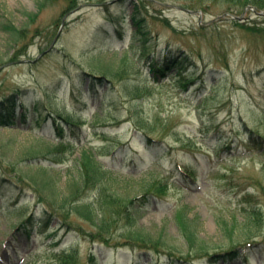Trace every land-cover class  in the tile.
Wrapping results in <instances>:
<instances>
[{"label":"rangeland","instance_id":"374dc122","mask_svg":"<svg viewBox=\"0 0 264 264\" xmlns=\"http://www.w3.org/2000/svg\"><path fill=\"white\" fill-rule=\"evenodd\" d=\"M77 1L81 7L67 13L61 28L67 0H50L42 6L36 0H0V24L11 20L27 35L12 42L0 27V97L17 91L26 104L37 102L56 117L79 121L86 134L82 140L89 144L128 142L142 167L128 162L129 154L118 156L108 162L114 170L111 178L124 180L127 177L123 176L144 175L151 170L158 188L159 180L167 182L158 197L141 207L138 221L148 227L165 225L182 251H187V244L175 221L187 208L190 216L197 218L200 237L213 246L212 251L253 244L262 248L247 259L248 264H264V139L250 140L264 138L263 11L250 4L244 8L237 0ZM99 1L110 2L111 8H101ZM196 2H200L199 7L193 8ZM134 12L143 18V36L134 34L128 23ZM110 19L119 23V31L106 27L111 26ZM56 36L55 45L50 47ZM145 41L152 53L173 51L181 67L153 75L139 54ZM183 56L188 58L182 60ZM106 69L114 75V83L106 81L98 86L103 94L99 101L93 97L92 91L97 90L91 87L92 80L107 74ZM179 78L185 81L179 82ZM137 120L148 122L172 147L160 150L161 165L173 167L180 162L199 169L191 189L178 187L180 175L169 173L145 154L135 132ZM37 123L30 120L23 125L15 118L12 126H0L1 176L13 177L15 171L22 176L34 174L24 162L28 157H19L18 151L40 143L63 147L67 162L44 165L60 170L63 176L69 174L74 157L80 154V142L66 148L57 143L50 121L41 127H36ZM224 143L231 145L229 152L221 149ZM24 188V195L16 199L21 191L12 187L17 203H11L8 189L0 193V264H58L69 246L77 253L76 264H92L89 254L97 246L104 257L96 264H115L113 249L92 244L81 233L70 232L62 244H56L58 238L52 239L58 232L53 228L56 218L48 227L34 223L28 239L23 231H15L21 216L33 212L38 218L44 214L35 189L27 183ZM243 206L254 212L248 225L242 222ZM74 221L76 226L88 227L80 219ZM192 260V264L246 261L242 255L231 263L213 261L205 254L192 256ZM116 261L129 264L119 258Z\"/></svg>","mask_w":264,"mask_h":264},{"label":"trees","instance_id":"16d2710c","mask_svg":"<svg viewBox=\"0 0 264 264\" xmlns=\"http://www.w3.org/2000/svg\"><path fill=\"white\" fill-rule=\"evenodd\" d=\"M36 1L39 6H42L50 0ZM237 1L244 8L250 4V6L255 5L264 11V0ZM196 3L193 8L199 7L200 2ZM78 4L79 2H76V0H67L64 8L65 14L78 7ZM98 4L101 8H107V10L109 7L111 8L110 2L99 1ZM135 10L137 9L135 8ZM137 14L132 13L128 23L132 26L134 34L139 33L140 36H143L145 34L144 28H142L143 18ZM109 23L119 31V23L114 22L113 19H110ZM0 25L4 32L11 37L12 42H17L27 36L25 34L26 30L19 28L11 20L2 22ZM130 46L132 47V45ZM139 49H141L139 54H142L144 59L147 60V69L155 76L157 73L163 74L171 67H181L180 61L175 60L177 54L174 55L173 51L166 49L161 53L157 51L152 53L150 44L146 41ZM187 58L183 56L181 59L186 60ZM105 71L107 74L96 77V80L93 77L92 80L91 87L97 90L92 91L93 96L99 101H102L103 94L99 92L98 86H103L106 81L114 83L112 77L114 75L110 76L107 69ZM80 78L83 80L84 77ZM178 81L184 82L185 79L179 78ZM15 118L23 125L30 122V120H37V125L51 121L58 139L57 143L70 149L75 142H80L81 147L79 156L74 157L73 165L67 171L69 174L66 173L64 176L61 175L60 170L44 165L45 163L51 165L67 162V155H62L64 152L63 147L58 148L51 144L40 143L20 148L18 151L19 157L21 155L28 157L24 162L29 165V169L33 170L34 174L26 173L22 176L18 171H15L13 177L5 178L0 175V193L8 189L11 191L10 195H12L13 189H17V191H21L15 195L17 199L20 194H23L24 184L27 183L28 186L35 189L37 193L35 195L43 203L44 214H42L43 217L39 216L38 218L33 212L25 217L21 216L19 222L15 224V231L21 230L28 235L34 223L38 222V224L45 227L53 218H56L57 225L53 228L54 231L58 229V232H56L60 238L67 237L70 232L81 233L92 244H104L110 247L111 250L113 249L115 264H117V258L129 264H154L156 262V264H192V256L196 257L197 254L208 255L213 261L223 259L228 262L242 255L244 260L246 259L244 264H248L247 259L260 253L262 247L253 244L242 248H235V245H231L228 249L212 251L213 246L200 237L197 218L191 217L187 208L179 212L177 215L178 220L175 221L182 240L185 245L187 244V251H182L179 245L174 243L171 235L167 233L165 225L148 227L138 221V213H140L141 207H145L149 202L151 203L153 196L157 195L155 197H158L159 190L161 188L165 190L167 182L162 179L159 180L160 186L158 188L154 182L156 178L151 170H148L144 175L130 176L124 180L111 178V173L114 170L107 165H109L108 162L116 161L118 156L124 157V155L129 154L128 162L138 167L134 152H132L128 142L118 143L117 145L89 144L90 142L88 143L87 139L82 140L86 134L83 133L82 124L79 121L60 115L56 117L47 106H37V102L26 104L17 91L0 97V126H12L15 123ZM134 125L135 132L144 146L145 152L149 157L155 159L154 163L164 167L173 175L180 174L181 180H179L180 185L178 187L190 188L191 184L196 182L195 179L200 173L199 169H190L189 166L182 165L180 162H177L173 167L161 165V162L158 161L160 150H170L172 147L167 145L163 137L155 134V129L148 122L137 120ZM252 138L255 140H252ZM261 138L264 139L263 137H260V139L259 137H251L250 140L255 143L262 141ZM230 144L224 143L221 149L229 152L232 148ZM139 160H141L140 157ZM9 166L15 170L13 163H9ZM8 168L11 171L9 175H12V169ZM112 182L115 184L114 186L111 184ZM135 185L139 188L131 187ZM11 197H13L12 203H15V197L13 195ZM25 204L21 205L24 206ZM250 209L248 206L242 208V222L246 225L252 222L254 216V212ZM74 218L84 221L88 224V227L74 225ZM61 229H63V232H60ZM72 247L69 246L68 251L58 258V264H76L78 262L77 253ZM102 252V248L99 246L91 248L89 262L96 264L98 260L104 257Z\"/></svg>","mask_w":264,"mask_h":264},{"label":"water","instance_id":"95a60500","mask_svg":"<svg viewBox=\"0 0 264 264\" xmlns=\"http://www.w3.org/2000/svg\"><path fill=\"white\" fill-rule=\"evenodd\" d=\"M169 6H173L174 8H177V9H180V10H183V11H186V12H189V13H195V11H192V10H189V9H187V8H184V7H182V6H178V5H176V4H168ZM65 19V18H64ZM64 19H63V21H61L62 22V25H63V23H64ZM57 38V37H56ZM56 38L54 39V41L53 42H55V40H56ZM53 42H52V44H53Z\"/></svg>","mask_w":264,"mask_h":264}]
</instances>
